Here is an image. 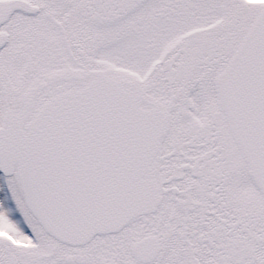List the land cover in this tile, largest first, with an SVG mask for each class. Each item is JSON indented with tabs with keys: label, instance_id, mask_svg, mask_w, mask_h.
<instances>
[{
	"label": "snow or ice",
	"instance_id": "6c2138e0",
	"mask_svg": "<svg viewBox=\"0 0 264 264\" xmlns=\"http://www.w3.org/2000/svg\"><path fill=\"white\" fill-rule=\"evenodd\" d=\"M0 264H264V0H0Z\"/></svg>",
	"mask_w": 264,
	"mask_h": 264
}]
</instances>
